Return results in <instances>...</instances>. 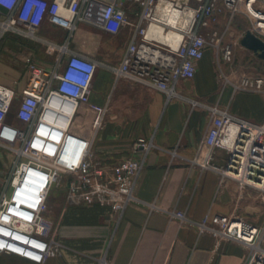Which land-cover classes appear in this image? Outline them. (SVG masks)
<instances>
[{
    "label": "built area",
    "instance_id": "2783aa9c",
    "mask_svg": "<svg viewBox=\"0 0 264 264\" xmlns=\"http://www.w3.org/2000/svg\"><path fill=\"white\" fill-rule=\"evenodd\" d=\"M126 4L139 8L132 23ZM223 14V32L210 31L206 37L203 32L217 25ZM237 17L246 19L247 30L264 42V0H0V41L8 34L32 38L45 23L67 33L61 44L45 42L57 52L49 68L25 60L28 79L19 91L0 84V148L12 158L0 189V255L32 264L60 256L62 246L51 236L52 225L43 214L50 190L63 177L66 204L108 207L113 230L126 208L140 202L134 192L153 147L151 140L138 139L132 157L106 168L92 159L91 142L71 131L77 109L88 102L100 67L115 79L162 93L167 102L178 99L191 110L205 111L208 128L198 152L188 161L190 166L233 179L264 196V123H253L227 108L177 92L179 83L194 78L197 63L208 49L223 76L220 64L232 61L234 47L224 37ZM80 25L111 35L131 26L120 62L111 66L71 50L69 41ZM231 85L235 92L263 94L264 76L241 77ZM202 149L205 155L201 158ZM216 150L226 152L223 166L213 162ZM169 154L176 157L175 150ZM165 213L171 221L195 228L199 234L241 244L246 249L242 264H264V223L255 225L218 214L194 221L182 211Z\"/></svg>",
    "mask_w": 264,
    "mask_h": 264
},
{
    "label": "crops",
    "instance_id": "0c3cea01",
    "mask_svg": "<svg viewBox=\"0 0 264 264\" xmlns=\"http://www.w3.org/2000/svg\"><path fill=\"white\" fill-rule=\"evenodd\" d=\"M221 17L226 21L225 14ZM235 20L248 29L246 19ZM247 29L231 42L235 48L244 49L239 41ZM131 30V26H125L116 35L102 31L119 38L114 48L104 45L103 55L74 37L69 48L96 62L117 65ZM222 66L227 74L229 69L224 63ZM226 74H222L224 80L213 52L208 49L197 63L194 78L179 83L177 92L227 108L253 123H264V86L263 94L235 92L231 84L248 76L239 73L238 77L228 78ZM208 122L205 111L191 110L187 102L178 99L167 102L162 93L127 79H115L100 67L94 75L88 102L77 109L71 131L91 142L92 159L106 168L132 157L138 139L151 140L153 147L145 158L134 192L140 202L126 208L113 230L108 207H75L67 205L64 199L55 212L45 216L53 228L51 236L62 246L61 254L47 258L43 264H242L246 249L241 244L199 234L195 228L171 221L165 213L182 211L194 221L218 214L255 225L264 223V196L258 190L212 171L201 172L188 163L202 145ZM172 150L176 152L174 158L169 154ZM204 155L202 149L201 158ZM11 159L9 156L6 166L0 165V189ZM225 161L226 152L216 150L214 164L223 166ZM147 204L157 209L150 210ZM0 264L32 263L2 254Z\"/></svg>",
    "mask_w": 264,
    "mask_h": 264
},
{
    "label": "rangeland",
    "instance_id": "374dc122",
    "mask_svg": "<svg viewBox=\"0 0 264 264\" xmlns=\"http://www.w3.org/2000/svg\"><path fill=\"white\" fill-rule=\"evenodd\" d=\"M125 9L127 10L128 20L133 21L136 17V13L139 11L138 6L126 4ZM223 18L224 17H220L217 25L209 30H205L203 32L204 35L207 37L210 31H215L219 34L222 33L226 26L225 18ZM243 29H247L245 24L242 25L236 22V20L233 21L224 37V42L231 43L233 40L237 39L239 35H242ZM73 37L75 40L77 39L84 43L85 47L95 50L98 55H103L104 45H109L114 48L119 44L118 37H111L104 34L101 30L86 25H80ZM66 38L67 33L64 30L47 23H45L32 38L15 34L6 35V37L0 41V84L15 88L19 91L28 79V69L25 65V60L27 58L30 59L31 62L39 68H49L56 58L57 52L49 48L45 42L48 41L61 44ZM236 48L234 47L233 49L232 61L227 64L224 63L226 66L225 68L229 69L227 74L222 68L223 62L220 64L222 74H226L228 78L238 77L240 75L239 73H244L248 77L264 76V61L258 59L253 53L245 49ZM112 55H114V53ZM9 156L10 154L6 150L0 148L1 166L7 165ZM65 194V178L63 177L60 184H54L50 190L47 199V211L43 215L47 216L49 213L55 212L59 203L65 199ZM51 233L53 234V228Z\"/></svg>",
    "mask_w": 264,
    "mask_h": 264
},
{
    "label": "water",
    "instance_id": "95a60500",
    "mask_svg": "<svg viewBox=\"0 0 264 264\" xmlns=\"http://www.w3.org/2000/svg\"><path fill=\"white\" fill-rule=\"evenodd\" d=\"M239 44L244 49L252 52L259 59L264 60V42L254 36L250 31H246L241 37Z\"/></svg>",
    "mask_w": 264,
    "mask_h": 264
},
{
    "label": "bare ground",
    "instance_id": "6f19581e",
    "mask_svg": "<svg viewBox=\"0 0 264 264\" xmlns=\"http://www.w3.org/2000/svg\"><path fill=\"white\" fill-rule=\"evenodd\" d=\"M170 42H171L172 44H174V41H173L172 39L170 40Z\"/></svg>",
    "mask_w": 264,
    "mask_h": 264
},
{
    "label": "trees",
    "instance_id": "16d2710c",
    "mask_svg": "<svg viewBox=\"0 0 264 264\" xmlns=\"http://www.w3.org/2000/svg\"><path fill=\"white\" fill-rule=\"evenodd\" d=\"M6 37V36H5ZM4 39V38H3Z\"/></svg>",
    "mask_w": 264,
    "mask_h": 264
}]
</instances>
